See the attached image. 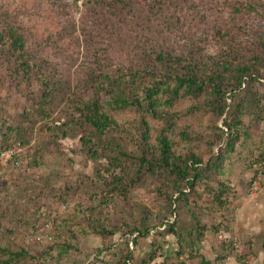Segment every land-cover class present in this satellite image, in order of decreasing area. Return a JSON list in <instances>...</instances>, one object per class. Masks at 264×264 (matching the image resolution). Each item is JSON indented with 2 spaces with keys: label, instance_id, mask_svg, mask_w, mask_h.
<instances>
[{
  "label": "rangeland",
  "instance_id": "obj_1",
  "mask_svg": "<svg viewBox=\"0 0 264 264\" xmlns=\"http://www.w3.org/2000/svg\"><path fill=\"white\" fill-rule=\"evenodd\" d=\"M170 1H162L164 22L158 23L148 14L143 17L151 19L147 28L159 24L161 31H168L166 43L152 42L148 50H157L161 45L179 54L185 52L187 37L194 42L203 39L204 52L223 61L225 51L219 47L216 35L228 31L235 46V56L230 59L233 65L252 63L251 53L261 62L256 67L261 76L257 82H244L238 92L225 94L222 116L204 107L216 99L212 91H207L196 101L176 102L175 125L171 129L164 126L173 150L193 153L204 165L210 158L206 136L217 132L224 139L212 147L211 153L217 154L229 140L224 122H239L236 135L231 138L232 150L224 153L218 175L202 182L213 188L226 187L227 194L223 197L228 196L227 208L231 213L226 211V206L213 212L202 210L201 206L210 201L208 193L203 192L204 186L195 194H188L185 188L187 204L177 200L176 193L170 202L163 195L168 180L157 174H141L126 193L108 194L103 183L109 179L102 181L100 177L107 175L106 171L116 173L110 159L116 152L115 146L121 147L126 155L138 156L137 146L143 143L141 131L132 128L101 137L78 124L63 136V130H52V124L68 120L64 113L69 103L67 98L76 94L77 88L81 89L91 77L88 68L94 67L91 56H96L99 62L109 57L118 61L131 57L130 49L125 51L115 44L108 50L107 39L87 36V31H93L95 18L85 11L82 0L76 6L71 4L72 0H0V32L7 25L19 28L34 56L50 61V74L55 75L63 88L46 109L49 115H43L33 105L40 95L38 84H28L11 74L0 52V142L6 127L17 124L21 135L15 136L14 142L26 144L23 148L29 153L30 164L34 158L42 161L34 166L36 177L0 168V248L4 249H0V264H183L187 260L202 264L201 256L190 257L188 252L177 248L176 238L167 233V228L172 225L176 233L186 238L196 222L210 230L229 219L233 222L231 239L235 241L236 251L227 258L229 262L264 264V47L256 40L264 39V0H175V6H170ZM188 5L193 7L192 11L187 10ZM198 11L206 21L196 30L193 14ZM174 16L179 27L186 25L181 32L187 34L166 28L165 22ZM128 30H134V22ZM194 30L196 37L191 35ZM49 39L56 47L48 46ZM103 74L119 76L113 69ZM193 103L200 109L190 110ZM132 115L134 112L128 114L129 123ZM118 117L127 119V115ZM152 125L155 129L150 133L149 143L155 144L160 129ZM217 129L222 130V135ZM85 136L91 141L87 147L80 144ZM87 149L94 153L95 160L89 157ZM118 158V162L124 160ZM43 220L51 225L52 243L28 242L27 237ZM83 228H104L116 233L108 238L77 237L72 233ZM210 242L202 251L207 259L225 252L219 243ZM112 244L114 249H110ZM21 250L25 256L8 259L10 252ZM153 255L154 259L148 261Z\"/></svg>",
  "mask_w": 264,
  "mask_h": 264
},
{
  "label": "trees",
  "instance_id": "obj_2",
  "mask_svg": "<svg viewBox=\"0 0 264 264\" xmlns=\"http://www.w3.org/2000/svg\"><path fill=\"white\" fill-rule=\"evenodd\" d=\"M80 0H72L71 4L76 6ZM162 1L163 0H82V5L89 15L95 18L93 23V31H87L90 39H107L110 44L108 50L113 45H118L127 51L130 49L131 57L126 59L106 58L105 60H96V56H91V63L94 67L91 69V77L84 81V86L77 88L76 94H71L67 100L68 105L64 113L68 115V120L64 123L52 124V130L62 129V135L72 126H86L91 132L106 137L108 134L120 131L125 133L129 129L138 128L141 131V143L138 147L139 155H126L122 152L121 147L115 146L116 152L110 157L112 167L116 173L106 171L107 175H102V181L105 178L109 182H104L106 192L113 194L114 192L126 193L129 188L138 182L141 174H157L168 180L165 184V198L172 201L173 194H178L177 200H182L184 204L188 203L185 188H188V194H195L201 186L208 193L210 201L203 204L202 210L207 212L218 211L226 206V211L231 213L228 205V196L226 187L213 188L203 182V180H212V177L218 175L221 164L224 160V153L232 150L231 138L236 135L239 122H224V127L228 132V142L224 148H219L217 154L211 153L212 147L219 144L222 140L217 132L209 133L206 137L207 147L209 149L210 158L206 164H202L201 159L193 154H183L177 150H173L172 140L167 136L166 128H173L178 116L173 113V105L179 100L188 99L196 101L205 92L212 91L215 100L205 103L217 115L224 114L226 93L233 94L241 89L244 82H257L260 78L259 57L250 55V62H238L236 65L230 61L235 56V46L231 40V34L228 31L217 33V41L219 47L225 53L223 61L216 60L215 55L204 52V40L197 42L189 40L185 52L179 54L175 50H167L163 46L159 49L148 50L150 44H159V41L166 43L168 31H161L159 24L147 28L146 24L150 20L164 22L162 17ZM170 6H175V0H171ZM177 3V2H176ZM191 3V2H190ZM193 4V3H191ZM187 7V6H186ZM253 10V7L250 6ZM187 10H193L188 5ZM145 14L151 16L150 20H145ZM173 17L165 22L166 28L177 30L181 35L187 33L181 32L186 25L178 26V18ZM185 19V18H184ZM193 23H196V30L205 22V16L200 11L194 12ZM134 22V30H128L129 25ZM188 24V22H187ZM189 25V24H188ZM165 26V25H164ZM190 28V25L187 27ZM191 34L196 37L197 31ZM92 33V34H91ZM188 33L189 30H188ZM164 37V38H163ZM256 39V38H255ZM49 47L54 48L56 44L49 39ZM260 46L264 47V39H256ZM63 49V46H62ZM221 49V50H222ZM0 52L8 69L16 78L26 81L28 84L36 82L39 87V97L34 100V106L46 114V109L52 106V98L55 97L61 89L60 81L54 74H50L51 69L49 60L41 56H34L33 50L29 47L23 32L19 28L7 25L0 32ZM222 52V51H221ZM263 64V62H262ZM264 65V64H263ZM113 69L119 76L114 78L107 74H103L106 70ZM230 94V95H231ZM191 109H200L195 107V103L189 105ZM133 110V111H132ZM134 112L133 118L129 123L128 114ZM240 113V112H239ZM120 115H127V119H121ZM46 118V117H45ZM73 121H75L73 123ZM153 124L158 125L159 134L156 136L155 144L149 143L150 133L155 129ZM168 131V130H167ZM221 132L222 130L217 129ZM21 135V128L17 124L7 126L5 132L2 133L0 146L17 147L24 149L26 144L14 142V138ZM89 136V135H88ZM85 136L81 138L80 144L84 147L91 145L90 138ZM204 137V138H206ZM22 141V140H21ZM110 146V143H108ZM90 147V146H89ZM91 149V148H90ZM89 157L95 160L94 153L87 149ZM124 160L118 162L119 158ZM29 153L27 154L29 173L22 175H35V167L40 165L42 161L37 162L34 158L30 164ZM129 163V166L126 164ZM8 168L14 172H18L10 165L0 167ZM204 184V185H203ZM48 220L39 223L35 230L38 231ZM195 228L191 230L187 237L184 238L176 233L172 225L167 228V233L173 235L177 241V248L185 253L188 252L190 257H200L202 264H224L227 258L235 255L232 242L233 222L232 219L227 223H218L217 226L206 230L200 227L196 222ZM210 234H207V233ZM77 237L94 235L100 238H108L116 233V230H106L104 228H84L80 232L73 231ZM78 233V234H77ZM80 233V234H79ZM139 234V232H136ZM135 233V235H136ZM220 236V238H219ZM74 239V236L72 237ZM216 241L220 247L225 250L223 254L215 255L213 259H207L203 251V246H208L211 242ZM52 243V242H50ZM209 243V244H208ZM112 244L110 249L113 248ZM128 245V244H127ZM69 248V246H67ZM4 250L3 248H0ZM114 249V248H113ZM206 250V249H204ZM7 252V251H6ZM230 252V254H228ZM25 251L20 253H11V258H21L25 256ZM187 256V255H186ZM153 256H149L148 261H152ZM194 259V258H192ZM183 264H192L191 261H183ZM126 264V263H123Z\"/></svg>",
  "mask_w": 264,
  "mask_h": 264
},
{
  "label": "built area",
  "instance_id": "obj_3",
  "mask_svg": "<svg viewBox=\"0 0 264 264\" xmlns=\"http://www.w3.org/2000/svg\"><path fill=\"white\" fill-rule=\"evenodd\" d=\"M27 154L28 151L25 149L0 146V167L10 165L19 173H29L30 168L28 166ZM50 228V223H45L38 231L27 237V241L33 244H48L52 242L53 237ZM232 242L234 243L235 241L232 240Z\"/></svg>",
  "mask_w": 264,
  "mask_h": 264
},
{
  "label": "crops",
  "instance_id": "obj_4",
  "mask_svg": "<svg viewBox=\"0 0 264 264\" xmlns=\"http://www.w3.org/2000/svg\"><path fill=\"white\" fill-rule=\"evenodd\" d=\"M229 260H230V259H227V263H226V264H230V263H232V262H229ZM232 264H233V263H232ZM234 264H237V263H234ZM250 264H255V263L251 262Z\"/></svg>",
  "mask_w": 264,
  "mask_h": 264
}]
</instances>
